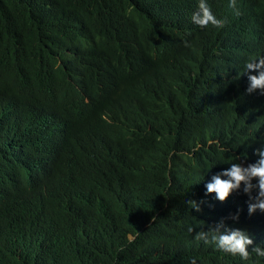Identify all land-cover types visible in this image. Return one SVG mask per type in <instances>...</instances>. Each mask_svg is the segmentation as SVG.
<instances>
[{"label": "trees", "instance_id": "16d2710c", "mask_svg": "<svg viewBox=\"0 0 264 264\" xmlns=\"http://www.w3.org/2000/svg\"><path fill=\"white\" fill-rule=\"evenodd\" d=\"M248 1L221 28L195 27L184 59L164 65L135 51L174 14L164 0H0V93L65 133L40 180L0 169V203L35 202L41 219L24 255L0 264H246L194 238L221 219L264 245V213L247 214L242 186L223 202L204 190L264 143V95L246 93L242 73L264 55V0ZM112 72L124 103L109 121L100 102L117 91ZM20 140L0 144V156Z\"/></svg>", "mask_w": 264, "mask_h": 264}, {"label": "clouds", "instance_id": "9594fccd", "mask_svg": "<svg viewBox=\"0 0 264 264\" xmlns=\"http://www.w3.org/2000/svg\"><path fill=\"white\" fill-rule=\"evenodd\" d=\"M239 1L164 0V8L168 11L174 9V14L157 20L156 28L135 42V51L147 61L158 60L164 65L178 64L184 59L186 45L196 39L192 35L195 27H223L231 18L230 12L240 9ZM250 26L255 28V23L251 22ZM248 31L247 28V33ZM112 73L117 91L100 102L101 113L109 121L111 109H120L124 103L121 74ZM242 73L247 76L245 92L250 94L258 91L264 95V55L245 60ZM13 108L22 125L20 133L15 132L7 116ZM32 130H35V133L30 132ZM64 135V130H52L31 116L26 102L21 98L0 93V144H8L16 136L21 139V147L8 149L1 154V170L10 172L6 170L7 167H19L27 170V174L28 171L33 172L36 177L34 180H40L42 172L47 173L56 166L60 155L58 145ZM214 143L216 141H209L208 147ZM253 154L256 159L252 162L245 163L246 155L243 160L229 163L227 167L211 173L204 184L205 195L214 193V199L223 202L242 186V191L247 196V214L251 216L257 211L264 213V143L254 148ZM28 165H31V168ZM209 172L210 169L207 170V173ZM189 204L197 212L201 211V206L196 200H190ZM240 211L237 208L231 215L233 221L239 220ZM39 222L41 219L35 202L0 203V255L22 257L26 235L37 232ZM187 231L192 233L193 227L189 225ZM194 238L202 240L205 244L211 242L215 249L232 257H239L246 264H259V261L264 260V245L254 244L252 237L244 229L229 226L223 219L216 221L207 230L197 231ZM191 264H196L195 258Z\"/></svg>", "mask_w": 264, "mask_h": 264}, {"label": "bare ground", "instance_id": "6f19581e", "mask_svg": "<svg viewBox=\"0 0 264 264\" xmlns=\"http://www.w3.org/2000/svg\"><path fill=\"white\" fill-rule=\"evenodd\" d=\"M236 4H237V2H235ZM245 3H249V1L248 0H240L239 1V3H238V5L241 7L242 6V8H243V4H245ZM176 23V22H175ZM81 24V23H80ZM72 52V51H71ZM70 57V55H68L67 56V58H69ZM169 79V78H168ZM166 86V85H165ZM166 96V95H165ZM162 103V102H161ZM160 103V104H161ZM168 106V105H167ZM150 108V107H149ZM153 114V113H152ZM155 115V114H154ZM9 118H11V120H12V125H13V129L15 130V132L16 133H20L21 132V130H20V128H22V125H21V122H20V120H18L17 119V116L15 115V113L11 110V111H9V115H7ZM142 116V115H141ZM140 116V117H141ZM148 116V115H147ZM149 118V117H148ZM96 127V126H95ZM59 130H61V127H59V128H57V131H59ZM94 130H97V129H94ZM87 135V134H86ZM92 136V135H91ZM84 137V136H83ZM86 137V136H85ZM102 137V136H101ZM115 138V137H114ZM110 140V139H109ZM107 141V140H106ZM92 142V141H91ZM105 142V141H104ZM114 143V142H113ZM99 144H101V143H99ZM92 145V144H91ZM93 146V145H92ZM99 146V145H98ZM107 146V145H106ZM110 148V147H109ZM92 163V162H91ZM30 168H31V165H28ZM97 166V165H96ZM99 172V171H98ZM101 172V171H100ZM98 177H100V176H98ZM144 179V178H143ZM148 179V178H147ZM119 180V179H118ZM116 182V181H115ZM113 187V186H112ZM112 190V189H111ZM83 212H84V210H82ZM78 214V213H77ZM69 215V214H68ZM112 217V216H111ZM69 218V217H68ZM72 218V217H71ZM70 218V219H71ZM78 218V217H77ZM81 218H83V217H81ZM75 219V218H74ZM79 219V218H78ZM77 219V220H78ZM76 220V219H75ZM84 220V219H83ZM112 220V219H111ZM121 220V219H120ZM120 220H119V222H120ZM75 222V221H74ZM72 223V222H71ZM78 224H79V222H78ZM81 224H83L82 222H81ZM120 224V223H119ZM79 226V225H78ZM75 227V226H74ZM109 227V226H108ZM53 236V235H52ZM55 236V235H54ZM43 237V236H42ZM56 237V236H55ZM46 238V237H45ZM55 239H57V238H55ZM41 240H42V238H41ZM43 241V240H42ZM44 241H45V239H44ZM58 241V240H57ZM76 241V240H75ZM63 244V243H62Z\"/></svg>", "mask_w": 264, "mask_h": 264}, {"label": "rangeland", "instance_id": "374dc122", "mask_svg": "<svg viewBox=\"0 0 264 264\" xmlns=\"http://www.w3.org/2000/svg\"><path fill=\"white\" fill-rule=\"evenodd\" d=\"M130 237H133L132 235Z\"/></svg>", "mask_w": 264, "mask_h": 264}]
</instances>
